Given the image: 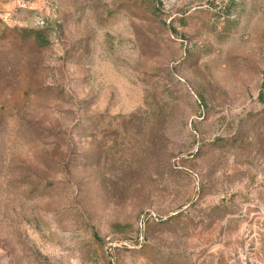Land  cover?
I'll use <instances>...</instances> for the list:
<instances>
[{"label": "rangeland", "instance_id": "1", "mask_svg": "<svg viewBox=\"0 0 264 264\" xmlns=\"http://www.w3.org/2000/svg\"><path fill=\"white\" fill-rule=\"evenodd\" d=\"M0 264H264V0H0Z\"/></svg>", "mask_w": 264, "mask_h": 264}]
</instances>
